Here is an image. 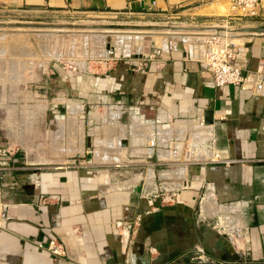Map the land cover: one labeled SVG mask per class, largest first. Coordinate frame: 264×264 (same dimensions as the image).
<instances>
[{
    "label": "crops",
    "instance_id": "crops-1",
    "mask_svg": "<svg viewBox=\"0 0 264 264\" xmlns=\"http://www.w3.org/2000/svg\"><path fill=\"white\" fill-rule=\"evenodd\" d=\"M151 1L14 4L43 11L123 13L134 20H170L207 32L229 3L155 0L151 6ZM222 7L225 13H220ZM235 39L241 66L262 74L259 92L216 86L197 61L202 38L190 34L177 36L175 48L153 46L158 54L152 58L136 53L107 62L99 75H83L81 100L95 99L106 108L104 141L98 126L87 131L93 140L91 161L149 167L144 176L124 177L114 171L106 178L81 164L49 170L39 166L44 162L11 153L0 161V264H264V32ZM69 107L74 115L65 122L72 145L78 117L98 120L100 111L84 115L77 102ZM126 112L132 123L128 130L122 120ZM206 115L211 118L206 124L212 147L229 161L201 158L204 145L197 135L202 129L196 122ZM109 136L113 143L106 146ZM162 181L188 185L170 202L150 196L152 206L146 193H154ZM207 184L214 189L208 190ZM137 216L141 222L133 233L115 224ZM51 235L63 243L64 254L48 249ZM200 249L203 258L197 256Z\"/></svg>",
    "mask_w": 264,
    "mask_h": 264
},
{
    "label": "rangeland",
    "instance_id": "rangeland-1",
    "mask_svg": "<svg viewBox=\"0 0 264 264\" xmlns=\"http://www.w3.org/2000/svg\"><path fill=\"white\" fill-rule=\"evenodd\" d=\"M14 1L0 0V161L12 153L24 160L44 162L39 166L49 170L54 166L81 164L80 167L100 171L99 175L106 178L114 171L121 172L124 177L136 173L144 176L149 167L146 164L124 166L91 161L93 140L87 131L98 126L104 141L107 122L102 114L106 108L95 99L90 102L81 100L80 78L86 74L99 75L106 68L104 62L114 61L117 56L149 55L153 46L165 47L167 34L193 35L202 31L185 29L176 22L166 23L165 20H134L120 13L43 11L15 5ZM220 13H225L224 7ZM87 28L103 31L142 29L152 33L118 35L82 31ZM109 49L115 54H108ZM71 102L82 105L85 112L81 114L84 115L93 110L100 111L98 120L86 117L82 121L80 118L84 117H78L77 134L72 145L68 143V125L65 122L66 118L74 115L69 107ZM58 112L65 117H55ZM91 116L96 117L93 112ZM123 116L128 130L132 123L127 112ZM112 122L113 119L109 125ZM137 124L134 122L133 126ZM128 136V131H125L124 137ZM104 143L112 145L111 136ZM67 144V150L57 149L65 148ZM4 148L7 149L5 152ZM105 169L106 172L103 171Z\"/></svg>",
    "mask_w": 264,
    "mask_h": 264
},
{
    "label": "built area",
    "instance_id": "built-area-1",
    "mask_svg": "<svg viewBox=\"0 0 264 264\" xmlns=\"http://www.w3.org/2000/svg\"><path fill=\"white\" fill-rule=\"evenodd\" d=\"M156 1H151V6L155 5ZM119 14V13H116ZM123 14V13H120ZM166 23L170 20H165ZM172 22V21H171ZM165 23V24H166ZM264 27V14L261 11V0H229L227 12L219 16L214 23L209 26L211 28L207 32H201L198 35L202 38V51L197 58L200 66L210 72L213 77V82L216 86L234 85L244 90H252L259 92L263 86V78L258 70L244 69L238 62L239 51L235 38L238 35L248 34L249 36L262 32L246 31V28ZM201 31V30H200ZM167 47L175 48L177 36L189 34H167ZM108 54H115L112 49H109ZM157 50H153L147 57L152 58L157 55ZM128 56V55H127ZM188 57H191L189 52ZM125 57L117 56L114 60ZM113 59V57H110ZM111 62V61H109ZM107 62H104L106 65ZM196 125L202 131L199 132L198 138L204 150L201 158L210 161H229V158L222 157L221 153L212 147V139L209 135L208 124L205 123L204 117H198ZM264 128V127H263ZM204 139V140H203ZM4 152L7 149H3ZM4 164L0 162V171ZM186 181L181 182H165L162 181L159 187L152 194H147L148 202L153 206L152 197H159L163 202H170L176 199L177 191L180 188L187 187ZM208 190H213L212 184H207ZM141 222V216H137L134 220H116L115 224L120 229H132V233L136 231L137 226ZM42 245V243H39ZM47 247L54 255H62L65 253L63 243L56 236L51 235L47 241ZM127 253V249H124ZM199 258L204 257L203 251L197 255Z\"/></svg>",
    "mask_w": 264,
    "mask_h": 264
},
{
    "label": "bare ground",
    "instance_id": "bare-ground-1",
    "mask_svg": "<svg viewBox=\"0 0 264 264\" xmlns=\"http://www.w3.org/2000/svg\"><path fill=\"white\" fill-rule=\"evenodd\" d=\"M5 26V25H4ZM4 28H6V27H4ZM13 28H16V27H14L13 26ZM18 29H19V27H17ZM0 29H2V27H0ZM11 29V28H10ZM17 29V30H18ZM75 29V28H74ZM76 30V29H75ZM78 30V29H77ZM38 31V30H37ZM39 31H41L40 29H39ZM43 31V30H42ZM81 31V30H80ZM82 31H85V32H102V33H108V34H118V35H121L122 33H125V34H127V33H138V34H140V33H152V31H148V30H129V29H119V30H115L114 29V31H103V29H100V30H98V29H93V28H90V29H82ZM79 32V31H78ZM119 33H121V34H119ZM174 34V33H173ZM195 34H197V33H195ZM123 35V34H122ZM125 36V35H124ZM125 38V37H124Z\"/></svg>",
    "mask_w": 264,
    "mask_h": 264
},
{
    "label": "water",
    "instance_id": "water-1",
    "mask_svg": "<svg viewBox=\"0 0 264 264\" xmlns=\"http://www.w3.org/2000/svg\"><path fill=\"white\" fill-rule=\"evenodd\" d=\"M246 31H256V32H264V28L263 27H256V28H246L244 29ZM206 118L204 119L205 120V123H210L211 122V118H209L208 115L205 116Z\"/></svg>",
    "mask_w": 264,
    "mask_h": 264
}]
</instances>
